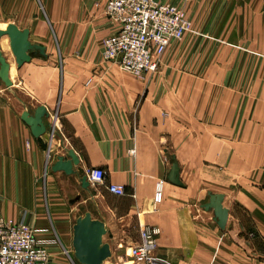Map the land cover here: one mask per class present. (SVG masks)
Wrapping results in <instances>:
<instances>
[{
    "label": "crops",
    "instance_id": "1",
    "mask_svg": "<svg viewBox=\"0 0 264 264\" xmlns=\"http://www.w3.org/2000/svg\"><path fill=\"white\" fill-rule=\"evenodd\" d=\"M18 1L11 5L14 9L23 8ZM21 1L30 22L40 27L45 24L56 38L60 22H66V28L68 21H78L81 13L95 2ZM103 1L104 5L106 0ZM196 2H183L192 27L199 18L200 28L206 33L212 29L213 37H192L187 33L165 52L189 48L188 56L195 46L210 47L203 57L205 71L201 75L210 67L215 81L211 87L202 89L177 85L176 80L164 93L170 104L163 112L164 121L147 108V102L154 99L149 97L154 94L149 88L115 84L109 80L114 72L108 70L62 69L54 71L56 86L51 97L35 98L38 103L32 111L28 110L33 113L38 105H44L49 113L43 118L46 131L35 137L21 119L24 109L9 95L14 88L9 72L12 85H4L2 92L7 97L0 103V215L17 220L26 214L37 236L48 243L55 264H81L74 257L72 246L73 225L81 215L76 213L77 205L69 202V193L83 188L79 178L91 167L105 171V184H122L126 190L125 195L116 196L102 186L104 194L115 200V204H103L101 216L91 212L93 218L105 223L109 239L103 237V240L109 243L111 252L114 243H120L124 250L137 242L139 229L145 224L158 228L156 255L165 264H264L261 248L248 237L240 236L239 231H234L235 225H231L233 221L241 222L236 214L241 209L254 225L256 237L264 241V180L255 182L253 177V146L245 147L240 154L237 147L239 140L254 141L253 134L248 132H243L239 139V122L244 126L250 122L248 118L239 121L237 117L243 102V98L239 100L240 94L246 93L248 86L243 91L239 82L256 75L264 83V0H213L212 11L203 14L199 13ZM10 21L20 29L28 28L30 39L35 26L31 23L21 26L15 18ZM96 25L104 38L112 31L106 16ZM88 29L87 24L85 31ZM40 67L33 57L23 63L19 67L23 82L26 75ZM167 73L173 79L180 76L174 70ZM182 74L197 77L188 72ZM121 76L126 82H138L131 75ZM28 92L44 94L35 86ZM206 92L213 94L211 120L205 114L206 97L200 96ZM195 105H199L202 116L194 119L189 111ZM205 126L213 127V132L207 133ZM207 142L229 144L228 150L217 155L230 160L223 171L230 175L224 177V185L211 186L204 182V172L215 173V166L209 165L208 169L204 161L215 156L207 150L211 144ZM69 149L79 161L73 165L74 172L53 171L51 166L56 157L67 156ZM165 155L177 161L181 185L167 180L171 163L165 167ZM239 157H245V165H238ZM190 158L196 159L193 165ZM238 174H244L245 178L239 179ZM160 179H164L162 201L150 208L155 184ZM208 191L224 194L223 205L229 210L224 229L213 220L211 212L201 208L208 200H199L204 192L208 196Z\"/></svg>",
    "mask_w": 264,
    "mask_h": 264
},
{
    "label": "rangeland",
    "instance_id": "2",
    "mask_svg": "<svg viewBox=\"0 0 264 264\" xmlns=\"http://www.w3.org/2000/svg\"><path fill=\"white\" fill-rule=\"evenodd\" d=\"M18 0H0V28H5L12 18L19 20L21 26L31 23L32 26H35L31 31L30 41L32 43H40L43 42L45 45V51L47 56L42 57L37 55V51L32 52V57L34 60H37L40 63L41 67L37 68L30 72L29 76H25V83L22 74H20L19 67L15 63L13 58V69L11 73V77L14 82V88L10 92L11 99L17 103L21 109L24 111H32L34 106L38 103L35 98L41 99L51 97L52 89L56 86V77L54 71L56 70H78V71H89V70H108L114 72V76L109 78L111 82H115V84L122 85H141L143 88H149L150 91L154 92L153 95H149V97L154 96L152 101L147 102V108L149 111L151 110L159 119L164 121V110L166 109L168 104L167 95L164 93L168 91V89L172 88L174 82L177 80V85L184 86H200L202 89L207 87H211L214 84L215 77L212 68L207 67L206 74L203 69V57L206 56V53H209L210 47H201L195 46L192 51H190V55L187 56L188 49L183 51H175V49L169 50L166 54L164 53L161 57L160 63L157 69L148 74L135 75L122 67H120L117 63L112 61H104L101 57V49L104 37L103 33L100 32V29H97V21L99 19L104 18L105 15V4L104 1L100 0V4L97 3V0L88 8L81 13L78 21L69 22L68 26L65 28V23L60 22L59 29L57 31V38L54 35L52 29L50 31L47 30L46 25L43 27L37 26L34 22H30V17L23 11L26 6L23 1L19 0L18 2H22L23 8L14 9L11 5ZM177 3L183 6V2L192 1L193 0H183V2L176 0ZM106 2V1H105ZM193 4V3H192ZM197 8L200 9L199 13L203 14L205 11H212L213 8V0H198ZM185 9V8H184ZM189 18V17H188ZM190 20V28L187 32L192 37H213V30H209L206 33L205 30L201 29V25H199V18L195 19V23L192 27V20ZM201 20V19H200ZM47 21V20H46ZM48 22V21H47ZM88 24V31H85L86 25ZM48 25L50 26L49 22ZM199 27V28H198ZM24 29V28H23ZM28 29V28H26ZM186 33V34H187ZM185 34V36H186ZM43 45V44H42ZM189 53V52H188ZM41 69V71H40ZM168 70H174L180 73L178 78L173 79L168 77ZM190 73L192 75L196 74L197 77L188 76ZM131 75L135 77L138 82L137 83H129L126 82L125 78L121 75ZM184 75V76H183ZM83 79V78H82ZM79 79V80H82ZM262 79L259 77L256 78V75L252 79L243 78L240 79V86H243L244 91L247 86L246 93L240 94V99L242 100V107L237 112L238 120L241 118L243 120H250L247 126H244L243 123L239 122V139L241 138V134L246 132L253 134L254 141L253 142H244L239 140L237 142V147L239 150V154L245 150V147L253 146L254 148V156L251 159V165L254 167L253 177L255 178V182H261L264 180V83L262 84ZM245 83V84H244ZM35 86L37 90L44 91L42 93H32L28 92L30 89ZM4 84L0 85V103H4L3 97H7V95H3L2 90L4 88ZM29 87V90H28ZM45 89V90H44ZM144 91V90H143ZM193 96V95H192ZM200 96L206 97V118L207 120L213 119L214 115V103H213V94L206 92V94H200ZM143 97V95H142ZM49 99V98H48ZM196 107L193 110H190L189 116L190 118H197L198 115L202 116V111L199 109V105H195ZM194 107V106H193ZM53 112V111H51ZM33 114V113H31ZM202 118V117H201ZM207 133L213 132V127L205 126L204 127ZM225 132H223L224 134ZM207 145V150H211L212 153L215 154L214 157H207L204 159L205 164L209 169V165L215 166V173H205L203 174L205 184H209L214 186L216 184L221 183L224 185L225 180L224 177L229 178V174H224L225 168L230 165L229 158H224L223 156H217L220 153H224L225 150L229 149V144H217L213 145L212 142ZM210 147L212 149H210ZM171 155H165L163 160L165 163V167L167 168L171 161ZM190 165H193L196 161L195 158L188 159ZM238 165H245L246 159L245 157H239ZM220 171L223 174H220ZM239 179L245 178L244 174L237 175ZM201 177V176H200ZM199 177V178H200ZM80 179V178H79ZM201 179V178H200ZM164 180V179H163ZM80 183V181H79ZM67 184L71 185L72 182H68ZM74 189V188H72ZM79 192L75 190L69 193V202L71 205H77L76 213L79 215H83L85 212H93L94 216H101V209L103 204H115V200L109 199L104 194V189L100 185H90L87 189H83L78 187ZM95 195V196H94ZM209 197L206 195V192L203 193V197L201 200H208ZM206 203V202H205ZM158 204V203H157ZM156 203L153 202V199L150 203V208H154ZM202 208V207H201ZM200 208V209H201ZM203 209V208H202ZM206 211V210H205ZM213 216V211L209 210ZM236 214L240 217L241 222H232L231 225H235L234 231H239V235H243L248 237L255 246L260 247L261 251L264 252V241L257 238L255 232L256 229L252 226V223L249 222L247 215L241 210L237 209ZM145 225V224H144ZM142 225V226H144ZM149 226V225H147ZM158 229V228H157ZM159 233V230H158ZM156 234V248L154 249L151 257L153 258V262L151 264H165L163 260H160L156 255L157 249V236ZM255 236V237H252ZM242 238V237H241ZM104 239L108 240V235H104ZM244 242L245 239L242 238ZM121 250V252H120ZM107 264H137L130 257V246L125 247L123 250L120 247V243L113 244V252H111V256L106 259ZM150 264V263H149ZM186 264H197V263H186Z\"/></svg>",
    "mask_w": 264,
    "mask_h": 264
},
{
    "label": "built area",
    "instance_id": "3",
    "mask_svg": "<svg viewBox=\"0 0 264 264\" xmlns=\"http://www.w3.org/2000/svg\"><path fill=\"white\" fill-rule=\"evenodd\" d=\"M105 15L112 31L103 39L101 57L123 69L142 75L157 69L162 55L189 31L190 20L182 5L169 0H106ZM90 185L104 186L116 196L126 193L122 184H105V171L91 167L85 171ZM163 183L156 182L153 202L163 198ZM158 229L141 226L139 239L130 246L137 264H151ZM48 243L40 239L22 214L17 220L0 215V264H55Z\"/></svg>",
    "mask_w": 264,
    "mask_h": 264
},
{
    "label": "water",
    "instance_id": "4",
    "mask_svg": "<svg viewBox=\"0 0 264 264\" xmlns=\"http://www.w3.org/2000/svg\"><path fill=\"white\" fill-rule=\"evenodd\" d=\"M3 36L8 37L9 47L18 67L30 61L32 52L37 51L38 56H47L43 45L32 43L29 40V30L26 28L20 29L16 24L8 23L4 29H0V40ZM9 69L10 63L3 54L0 45V84L12 85ZM48 115L46 107L38 105L33 114L29 111H23L21 119L30 127L32 134L39 137L46 131L47 125L44 123L43 118L48 117ZM78 162L73 150L69 149L67 156L58 155L56 157L51 169L72 174L74 172L73 165ZM167 180L176 185L182 184L179 179V166L175 160L171 162ZM79 181L81 187L86 189L89 187L85 175L81 176ZM208 197V201L201 204V207L206 211L212 210L213 220L221 229H224L229 212L228 208L223 205L224 194L208 191ZM106 234L105 223L100 219L93 218L90 212H85L82 216L77 217L73 225L72 237L73 255L76 260L81 264H103L111 256L109 243L103 240Z\"/></svg>",
    "mask_w": 264,
    "mask_h": 264
},
{
    "label": "bare ground",
    "instance_id": "5",
    "mask_svg": "<svg viewBox=\"0 0 264 264\" xmlns=\"http://www.w3.org/2000/svg\"><path fill=\"white\" fill-rule=\"evenodd\" d=\"M0 45H1V48H2V51H3V54H5L7 57H8V61L10 63V69H9V72H10V75L12 73V69H13V55L11 53V50H10V47H9V41H8V37L7 36H3L0 40ZM5 56V57H6ZM6 57V58H7ZM12 78V77H11ZM103 264H106V262H103Z\"/></svg>",
    "mask_w": 264,
    "mask_h": 264
}]
</instances>
